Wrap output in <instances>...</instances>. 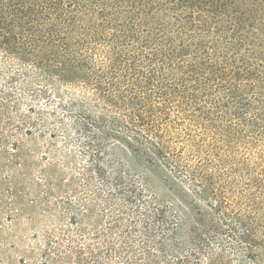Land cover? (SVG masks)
Instances as JSON below:
<instances>
[{"label": "trees", "instance_id": "1", "mask_svg": "<svg viewBox=\"0 0 264 264\" xmlns=\"http://www.w3.org/2000/svg\"><path fill=\"white\" fill-rule=\"evenodd\" d=\"M245 1L0 0V56L20 66L26 84L40 82V95L53 91L67 102L62 106L82 114V122L72 119L74 131H85L86 146L85 139L95 138L99 154H112L115 144L140 151L194 186L197 175L215 184L211 168L224 166L226 176L240 169L230 187L258 229L244 227L238 237L258 252L264 246V11L262 0H253L255 14L246 17L236 9ZM108 163L122 183V165ZM215 189L213 201L230 205ZM154 208L169 231L165 215L176 210L161 202ZM229 214L244 225L234 208ZM156 243L161 250L178 246L173 236ZM223 263L211 253L209 264Z\"/></svg>", "mask_w": 264, "mask_h": 264}, {"label": "rangeland", "instance_id": "2", "mask_svg": "<svg viewBox=\"0 0 264 264\" xmlns=\"http://www.w3.org/2000/svg\"><path fill=\"white\" fill-rule=\"evenodd\" d=\"M252 2L236 9L255 14ZM259 39L264 56V19ZM25 82L20 66L0 56V264H209L211 253L223 264H264V246L254 252L239 241L242 228L258 229L230 187L240 169L227 176L224 166L210 169L217 194L230 198V205L216 203L213 186L198 175L194 186L154 156L116 144L112 154H99L95 138L86 146L85 131L72 123L82 114L53 91L40 95L35 79ZM108 160L122 165V183ZM159 202L176 210L165 215L169 231L152 214ZM172 236L178 246L161 250L156 241Z\"/></svg>", "mask_w": 264, "mask_h": 264}]
</instances>
